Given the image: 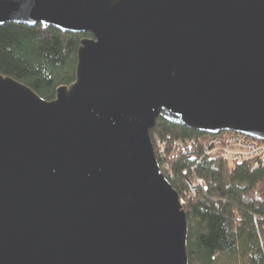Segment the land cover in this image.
<instances>
[{"label": "water", "instance_id": "water-1", "mask_svg": "<svg viewBox=\"0 0 264 264\" xmlns=\"http://www.w3.org/2000/svg\"><path fill=\"white\" fill-rule=\"evenodd\" d=\"M90 33L51 101L0 75V264H188L157 119L264 142V0H0Z\"/></svg>", "mask_w": 264, "mask_h": 264}, {"label": "trees", "instance_id": "trees-1", "mask_svg": "<svg viewBox=\"0 0 264 264\" xmlns=\"http://www.w3.org/2000/svg\"><path fill=\"white\" fill-rule=\"evenodd\" d=\"M90 33H64L40 24L0 26V75L51 101L75 79L77 50ZM224 135H231L225 132ZM166 142L160 170L179 198L188 223V264H264V167L250 171L202 155L210 135L157 119L150 139ZM173 141L180 146L170 145ZM163 163L167 168L163 170ZM203 180L189 195V184Z\"/></svg>", "mask_w": 264, "mask_h": 264}, {"label": "built area", "instance_id": "built-area-1", "mask_svg": "<svg viewBox=\"0 0 264 264\" xmlns=\"http://www.w3.org/2000/svg\"><path fill=\"white\" fill-rule=\"evenodd\" d=\"M170 145L173 148L182 145V143L173 141ZM152 146L156 159L164 160L166 155V142L158 137H154ZM201 149L202 155L208 158L222 159L235 164L247 163L250 171L264 167V142L240 134L232 133L231 135H224L222 133L210 136L202 143ZM166 168L167 164L163 163V170ZM197 186L205 188L203 180H196L194 183L189 184L188 191L190 196H194ZM179 202L182 206L184 204V198H179Z\"/></svg>", "mask_w": 264, "mask_h": 264}]
</instances>
